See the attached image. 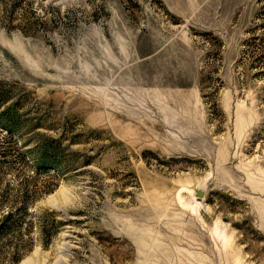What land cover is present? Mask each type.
Returning a JSON list of instances; mask_svg holds the SVG:
<instances>
[{"label":"rangeland","instance_id":"1","mask_svg":"<svg viewBox=\"0 0 264 264\" xmlns=\"http://www.w3.org/2000/svg\"><path fill=\"white\" fill-rule=\"evenodd\" d=\"M263 5L0 0V264H264Z\"/></svg>","mask_w":264,"mask_h":264},{"label":"trees","instance_id":"2","mask_svg":"<svg viewBox=\"0 0 264 264\" xmlns=\"http://www.w3.org/2000/svg\"><path fill=\"white\" fill-rule=\"evenodd\" d=\"M264 0H258V3H261ZM262 9H264V5L262 7ZM264 11V10H263ZM264 16V12L261 14ZM10 100L9 96L6 94V92L4 91H0V109L6 104L8 103V101ZM2 114V113H1ZM1 120L5 121L7 124H1L4 128L5 131H7L8 134L12 135V128L15 126V123L13 121L14 117L10 116V118H4V117H0ZM18 162V161H17ZM20 164V162H19ZM37 170H42L43 172H45L46 169H43L42 167H35ZM19 210H17V213H13V214H7V216L5 217V222L3 224V226H1L0 229V233H5L8 229L12 228V226H16L17 228H21L22 227V219L19 218ZM6 226V227H5ZM1 235V234H0Z\"/></svg>","mask_w":264,"mask_h":264},{"label":"water","instance_id":"3","mask_svg":"<svg viewBox=\"0 0 264 264\" xmlns=\"http://www.w3.org/2000/svg\"><path fill=\"white\" fill-rule=\"evenodd\" d=\"M197 197H202V193L201 192H197Z\"/></svg>","mask_w":264,"mask_h":264}]
</instances>
